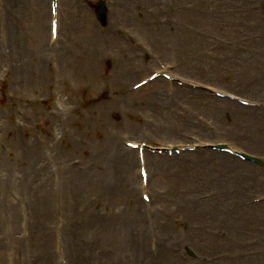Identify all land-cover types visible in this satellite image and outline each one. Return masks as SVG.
<instances>
[{"label":"rangeland","instance_id":"374dc122","mask_svg":"<svg viewBox=\"0 0 264 264\" xmlns=\"http://www.w3.org/2000/svg\"><path fill=\"white\" fill-rule=\"evenodd\" d=\"M109 1L111 26L127 30L129 47L111 36L103 38L107 35L77 8L72 17L61 9L63 31L52 40L50 0H0V81H6L8 94L4 104L0 95V264H39L36 257L48 229L55 239L49 264H69L76 255L83 264H237L238 257L228 260L245 247L257 257L240 264H264V201L255 202L264 198L263 169H244L212 154L198 157L204 150L185 159H162L158 163L174 167H163L166 172L155 176L153 162L147 192L153 206L147 208L137 159L133 155L125 163L120 145L152 139L165 144L226 142L264 161L263 136L256 139L261 143L247 142L253 137L247 124L230 126L231 109L201 96H191L202 105L186 106L187 121L171 111L172 126L181 124L176 134L155 131L144 100L164 86L119 94L149 75L157 62L165 65L173 54L179 60L180 53L188 84L248 96L244 89L255 79L251 73L262 70V0ZM184 25L186 40L177 32ZM173 35L177 40H171ZM106 41L110 52L103 56ZM249 41L254 47L251 43L247 54ZM123 57L136 62L123 65ZM151 61L149 69L142 65ZM143 68L147 70L137 73ZM165 103L166 95L161 105ZM213 163L237 170L221 183ZM128 171L137 178L132 188L124 182ZM21 177L27 188L11 187V179ZM41 193L47 195L44 200H39ZM44 204L52 218L48 226H40L36 215Z\"/></svg>","mask_w":264,"mask_h":264},{"label":"bare ground","instance_id":"6f19581e","mask_svg":"<svg viewBox=\"0 0 264 264\" xmlns=\"http://www.w3.org/2000/svg\"><path fill=\"white\" fill-rule=\"evenodd\" d=\"M68 1H70V0H68ZM218 103L225 104L226 106H228V107H230V108L232 109L231 116H232L233 119H236V118H237V114H238V113H239L242 117H246V116L248 115V113H250V112H247L246 110H242V109L238 108L237 106H235V105H233V104H231V103H229V102L218 101ZM254 116H255V115H254ZM260 120H263V123H262L261 125H262V128H264V118H256V119H255V121H260ZM163 127H164V129H166L165 124L163 125ZM201 131H203V130H201ZM254 133H255V134H254ZM257 133H258V132H253L254 135H256ZM129 152H132V151H129ZM129 154H130V153H129ZM130 155H133V153L130 154ZM216 157H218V156H216ZM222 158L224 159V157H222ZM128 161H129V160H128ZM213 164H214V167L212 168V172H213V174H214L215 177H218V178H219V181H220L221 183H223V182H227V181H229V180L232 179V178H231V175H232V173L235 172L234 170L231 171L230 168H227V167H225L224 165H222V166H217L216 163H213ZM175 165H176V163H175ZM146 167H147V165H146ZM163 167H174V166H168V165H167L166 163H164V162H163L162 165H161L160 163L157 162L156 164H154V165L152 166V169H153V172H154V176H155L157 173H163V172H166V170H165ZM243 167H244V169H248V168H251V165H244ZM147 168H148V175H149V177H150V171H149L150 168H149V167H147ZM247 175H248V174H247ZM119 179H120V178L118 177V178L116 179L115 182H117ZM135 181H136V175H135L134 172L128 171V172L125 173V176H124V182H125V184L127 185V187H131V188H132V185L135 183ZM128 191L130 192L131 189H128ZM71 194H77V193H76V192H72ZM133 199H134V197H131V198L129 199V201L131 202ZM71 208H73V207H70V206L68 205V207H67L68 211H70ZM70 212H71V211H70Z\"/></svg>","mask_w":264,"mask_h":264}]
</instances>
